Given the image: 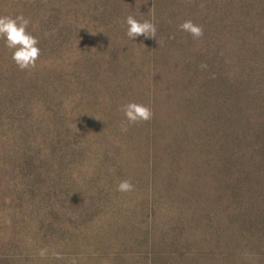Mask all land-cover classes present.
<instances>
[{
	"label": "rangeland",
	"instance_id": "rangeland-1",
	"mask_svg": "<svg viewBox=\"0 0 264 264\" xmlns=\"http://www.w3.org/2000/svg\"><path fill=\"white\" fill-rule=\"evenodd\" d=\"M20 14L41 56L0 40V264H264V0H0ZM128 102L153 118L123 131Z\"/></svg>",
	"mask_w": 264,
	"mask_h": 264
},
{
	"label": "clouds",
	"instance_id": "clouds-1",
	"mask_svg": "<svg viewBox=\"0 0 264 264\" xmlns=\"http://www.w3.org/2000/svg\"><path fill=\"white\" fill-rule=\"evenodd\" d=\"M124 23L127 25L126 35L130 40L135 41L139 36L145 38H155L156 36V25L150 20L141 21L133 15H128ZM30 24V19L23 14L0 15V40L4 41L5 47L11 52V60L21 71L34 69L41 56V49L38 46L39 39L28 30ZM178 28L180 31L188 33L194 40H199L204 36L203 26L192 20L183 21L178 25ZM200 67L205 68L206 65L202 64ZM120 111L124 115L123 131H127L128 125L151 120L154 115L148 105L137 102L123 104ZM116 190L122 193L131 192L134 190V185L130 180L124 179L117 184ZM38 254L44 258L48 255V250L40 249ZM53 256L57 259L62 258L59 253H53ZM73 264H75V260Z\"/></svg>",
	"mask_w": 264,
	"mask_h": 264
}]
</instances>
